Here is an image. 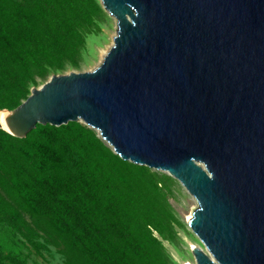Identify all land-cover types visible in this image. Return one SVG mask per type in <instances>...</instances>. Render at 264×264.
I'll use <instances>...</instances> for the list:
<instances>
[{"label":"water","instance_id":"obj_1","mask_svg":"<svg viewBox=\"0 0 264 264\" xmlns=\"http://www.w3.org/2000/svg\"><path fill=\"white\" fill-rule=\"evenodd\" d=\"M117 20L92 70L53 74L6 127L81 121L196 198L188 264H264V0H100Z\"/></svg>","mask_w":264,"mask_h":264},{"label":"trees","instance_id":"obj_2","mask_svg":"<svg viewBox=\"0 0 264 264\" xmlns=\"http://www.w3.org/2000/svg\"><path fill=\"white\" fill-rule=\"evenodd\" d=\"M104 10L100 0H0V109L79 66ZM167 180L84 122L38 123L24 138L0 124V222L65 264H174Z\"/></svg>","mask_w":264,"mask_h":264},{"label":"rangeland","instance_id":"obj_3","mask_svg":"<svg viewBox=\"0 0 264 264\" xmlns=\"http://www.w3.org/2000/svg\"><path fill=\"white\" fill-rule=\"evenodd\" d=\"M116 25V18L104 10L102 16L97 20L96 28L86 37V48L83 50L79 66H69L63 73L95 68L102 60V55L99 56L102 48L105 46L104 51H106L113 43L110 35L116 34ZM44 82L39 80L38 86ZM151 169L168 176L169 180L165 182L168 187V198L178 220L176 239L173 242L165 240L164 244L173 258L174 264L194 262L195 258L191 249L196 244V240L187 219L191 209L197 205V201L169 172ZM0 264H65V259L55 247H36L13 228L0 222Z\"/></svg>","mask_w":264,"mask_h":264},{"label":"bare ground","instance_id":"obj_4","mask_svg":"<svg viewBox=\"0 0 264 264\" xmlns=\"http://www.w3.org/2000/svg\"><path fill=\"white\" fill-rule=\"evenodd\" d=\"M105 9V8H104ZM106 10V9H105ZM114 35L115 34H113V35H110L111 36V38H112V40H113V37H114ZM113 44V43H112ZM111 44V45H112ZM110 45V46H111ZM106 46H107V44H106ZM105 50V46H104V48H102V50H101V53L99 54V56H101L102 55V59H103V56L106 54V52H107V50L106 51H104ZM102 61V60H101ZM0 124L2 125V127H6V123H5V110H4V108L3 109H0ZM183 185V184H182ZM184 186V185H183ZM185 187V186H184ZM185 189L187 190V188L185 187ZM188 191V190H187ZM189 192V191H188ZM189 194L190 195H192V197H194L195 198V196L193 195V194H191L190 192H189ZM196 199V198H195ZM192 210H193V208L191 209V211H190V214H188V217L192 214ZM188 222V221H187ZM189 225V224H188ZM189 228H190V230L193 232V235H194V237H195V240H196V244L195 245H197V246H200V247H203V244H202V242H201V240H200V238L197 236V234L193 231V229L189 226ZM194 246V245H193ZM190 261H187V262H185V264H188ZM192 262V261H191Z\"/></svg>","mask_w":264,"mask_h":264}]
</instances>
